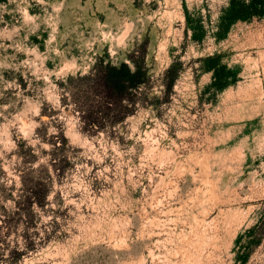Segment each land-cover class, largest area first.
<instances>
[{"label":"rangeland","instance_id":"1","mask_svg":"<svg viewBox=\"0 0 264 264\" xmlns=\"http://www.w3.org/2000/svg\"><path fill=\"white\" fill-rule=\"evenodd\" d=\"M0 264H264V0H0Z\"/></svg>","mask_w":264,"mask_h":264},{"label":"trees","instance_id":"2","mask_svg":"<svg viewBox=\"0 0 264 264\" xmlns=\"http://www.w3.org/2000/svg\"><path fill=\"white\" fill-rule=\"evenodd\" d=\"M112 75L109 77V81H115V83L127 88L134 83H141L146 77V70L143 66H139L134 62V70H131L126 64H121L119 67L109 68Z\"/></svg>","mask_w":264,"mask_h":264},{"label":"bare ground","instance_id":"3","mask_svg":"<svg viewBox=\"0 0 264 264\" xmlns=\"http://www.w3.org/2000/svg\"><path fill=\"white\" fill-rule=\"evenodd\" d=\"M119 38H120V36H119ZM122 38V37H121ZM120 40V39H119Z\"/></svg>","mask_w":264,"mask_h":264}]
</instances>
